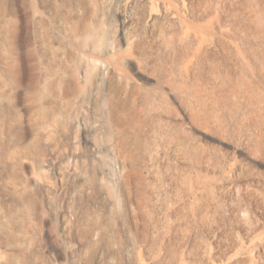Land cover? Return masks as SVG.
<instances>
[{"label":"rangeland","instance_id":"rangeland-1","mask_svg":"<svg viewBox=\"0 0 264 264\" xmlns=\"http://www.w3.org/2000/svg\"><path fill=\"white\" fill-rule=\"evenodd\" d=\"M164 1L0 0V264H264V0Z\"/></svg>","mask_w":264,"mask_h":264},{"label":"bare ground","instance_id":"bare-ground-1","mask_svg":"<svg viewBox=\"0 0 264 264\" xmlns=\"http://www.w3.org/2000/svg\"><path fill=\"white\" fill-rule=\"evenodd\" d=\"M145 1L150 2V3L152 2V0H145ZM184 1L185 0H173V1L171 0V1L168 2V4L164 1L163 4H162V8H159V9L157 7H155V6H153L157 10L151 11L149 17L150 18H154V19L155 18L156 19H159V18L161 19L162 17H167L171 21L174 22V21H176V17H177L176 13L177 12L173 8V4H174V2H178L179 5H180ZM255 28H256V31H258V32L264 31V9L261 10V13L259 14L258 18L255 21ZM106 37H107V35L105 36L104 33H103L101 35V38H99L100 39L99 42L101 41L100 43H102V41L105 40ZM263 37H264V34H263ZM259 60H261L260 61L261 63H264L261 57H259ZM99 65L100 66H98V67L100 68V72L103 73V70L105 69V66L102 63H100ZM213 68H214V70H213V78H215L216 80H218V79H226V81H228V78H226V77L222 78V77H224L223 74H224V70H225L222 65H215ZM244 81H245V75H244V72L242 71L241 72V76H240L239 80L237 81L238 85L240 87H243V85L241 86V84H243ZM240 90H241V88H239V91ZM231 193H225V196L226 197H230V196H232Z\"/></svg>","mask_w":264,"mask_h":264}]
</instances>
